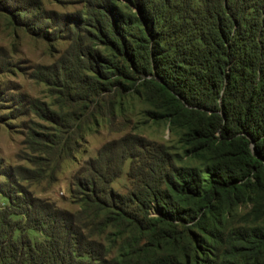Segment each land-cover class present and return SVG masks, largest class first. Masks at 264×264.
I'll use <instances>...</instances> for the list:
<instances>
[{
	"label": "trees",
	"instance_id": "trees-1",
	"mask_svg": "<svg viewBox=\"0 0 264 264\" xmlns=\"http://www.w3.org/2000/svg\"><path fill=\"white\" fill-rule=\"evenodd\" d=\"M125 1L138 12H125L116 0L92 5L95 33H104L103 43L116 53L114 60L99 53L95 69L120 73L117 82L142 79L146 99L158 108L153 117L180 130L193 162L180 163L181 155L165 144L125 135L114 142L123 147L120 161L90 159L81 170L89 174L74 177L79 211L28 191L10 197L11 203L21 198L14 208L26 220L13 217L11 207L0 209V264H147L139 262V251L148 254L167 241L179 254L156 253L151 264H264V221L258 222L264 219V0ZM97 84L91 87L99 91ZM37 109L57 119V112ZM127 158L133 188L122 195L111 183ZM249 199L243 217L253 224L217 229L227 205ZM153 207L159 216H151ZM167 221L173 228L161 227ZM27 227L45 239L33 241ZM110 227L121 237L133 235L121 259H109L96 237ZM195 228L225 241L223 251L214 244L203 260L207 241Z\"/></svg>",
	"mask_w": 264,
	"mask_h": 264
},
{
	"label": "rangeland",
	"instance_id": "rangeland-1",
	"mask_svg": "<svg viewBox=\"0 0 264 264\" xmlns=\"http://www.w3.org/2000/svg\"><path fill=\"white\" fill-rule=\"evenodd\" d=\"M96 1L0 0V209L11 207L17 212L15 218L25 221L26 215L14 208L21 198L11 203L10 197L25 191L59 208L79 211L82 204L72 192L77 189L74 177L89 174L81 170L90 159H99L100 164L120 161L123 147L114 142L125 135L165 144L181 155L180 163L193 162L186 155L180 130L164 118L153 117L151 112L158 108L146 99L142 79L128 82L122 77L117 82L120 73L106 76L95 69L92 59L99 53L111 60L116 56L103 43L104 33H95L91 8ZM116 1L125 12H138L125 0ZM97 81L99 91L91 87ZM46 107L57 112L56 120L39 115L37 108ZM105 145L108 149L102 152ZM131 161L125 159L121 175L111 183L122 195L133 188L128 175ZM252 205L250 199L227 205L228 217L217 229L226 232L232 226L253 224V217H243ZM151 216H159L154 207ZM173 225L167 221L161 227ZM175 225L182 230V225ZM118 230L110 227L96 236L110 250L109 259H121V253L129 251L127 240L133 235L128 231L121 237ZM194 230L207 241L201 249L203 260L214 244L221 251L225 248V241L215 242L206 230ZM26 231L33 241L46 237L37 228ZM142 242L139 232V246ZM167 242L148 254L139 251V262L151 264L156 253L179 254Z\"/></svg>",
	"mask_w": 264,
	"mask_h": 264
}]
</instances>
